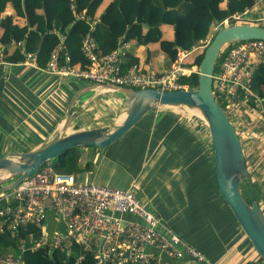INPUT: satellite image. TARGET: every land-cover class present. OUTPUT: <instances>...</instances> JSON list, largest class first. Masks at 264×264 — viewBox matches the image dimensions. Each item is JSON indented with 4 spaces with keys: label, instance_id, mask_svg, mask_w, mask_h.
<instances>
[{
    "label": "crops",
    "instance_id": "crops-1",
    "mask_svg": "<svg viewBox=\"0 0 264 264\" xmlns=\"http://www.w3.org/2000/svg\"><path fill=\"white\" fill-rule=\"evenodd\" d=\"M108 3L104 0L101 8ZM10 13L11 10L6 12ZM244 15L247 23L264 27V0H257ZM162 33L161 42H126L120 47L133 51L141 68L162 72L171 65L164 48L172 43L173 26L163 25ZM193 56V52L189 53L185 61H192ZM192 67L197 71V65ZM128 93V87L52 74L29 61L0 63V157L12 150L41 148L80 130L112 129L126 116ZM238 111L232 119H242L249 133L264 137V115L246 105ZM242 141L245 149L250 148L246 156L264 210V138L247 136ZM79 148L82 168L74 175L77 182L132 188L165 226L218 264H264L219 191L210 132L198 113L160 106L105 148ZM122 218L139 220L130 214H123ZM1 224L0 220V227ZM64 229L61 217L55 211H47L41 236H52ZM11 247L0 243L5 253H13ZM162 256L168 264H196L189 258L178 259L164 253Z\"/></svg>",
    "mask_w": 264,
    "mask_h": 264
},
{
    "label": "built area",
    "instance_id": "built-area-1",
    "mask_svg": "<svg viewBox=\"0 0 264 264\" xmlns=\"http://www.w3.org/2000/svg\"><path fill=\"white\" fill-rule=\"evenodd\" d=\"M72 7L75 9L74 4ZM247 11L248 9L245 12ZM244 13L234 14L217 27L242 21ZM78 16L85 17V13L81 12ZM87 19L91 20L90 17ZM98 46L90 33L85 35L82 52L88 63L86 68H81L80 63H71L67 52L61 61L64 46L59 43L43 69L52 74L70 75L92 83L132 89L189 88L181 83L180 78L194 72L192 66L185 65V58L191 52H179L175 62L166 70L158 72L141 68L137 64L123 68L121 49L101 54ZM25 61L38 67L32 52H26ZM7 62L0 48V63ZM262 62L264 40H243L223 48L213 72L215 98L219 104L221 102L225 105L223 109L240 137L264 138L262 134L249 133L242 125V119H232L234 115H238V109L242 105L253 107L264 115L263 99L252 88L255 71ZM198 71L197 66L196 72ZM48 162L14 188L0 192V230L8 229L12 236H17L19 230L29 223L43 227L47 211H55L63 220L65 229L54 232L52 236L47 233L40 235L39 238H34L31 234L30 240L22 239L18 242L17 253L0 252V264H25L24 252L28 248L36 250L49 246L53 250L69 253L73 242L91 252L96 264H168L162 253L178 259L189 258L196 264H218L193 243L165 226L161 218L144 205L132 188L77 182L74 175L57 172ZM123 214L134 215L139 220H124Z\"/></svg>",
    "mask_w": 264,
    "mask_h": 264
},
{
    "label": "trees",
    "instance_id": "trees-1",
    "mask_svg": "<svg viewBox=\"0 0 264 264\" xmlns=\"http://www.w3.org/2000/svg\"><path fill=\"white\" fill-rule=\"evenodd\" d=\"M103 1L0 0V25L3 27L0 48L4 57L9 62H24L26 52H32L37 65L45 68L53 51L61 43L64 46L61 61L67 52L71 63H80L79 67L86 68L88 60L82 52V40L90 33L98 42L99 53L107 54L121 49V63L123 68H127L138 65L139 58L133 51L123 50L120 44L161 42L162 27L169 24L174 29L171 45L164 48L169 64L177 60L179 52L187 51L193 52L194 56L185 65L199 67L208 44L203 45L217 33L210 37L215 27L236 13L243 14L247 9H252L257 0H109L102 9ZM8 10H11L10 14H6ZM81 12L85 13V17L78 16ZM99 12L96 23L94 20ZM247 20L244 15L242 21L232 23H247ZM196 44L198 47H195ZM198 78L199 73L194 71L182 76L180 81L195 89ZM252 88L264 102V62L255 71ZM220 105L225 108L223 103L220 102ZM48 163L53 170L71 175L79 173L82 168L78 148L65 150ZM253 186L259 201L260 191L255 181ZM242 191L251 202L253 194L247 179L242 183ZM41 232L42 226L34 223L21 228L17 236H12L8 229L0 230V243L5 247L12 246L17 253L20 240H28L30 234L39 238ZM50 251L49 246L36 250L28 248L24 252L25 264H96L93 254L77 242L71 244L69 253L59 249L52 254ZM0 252H4L2 248Z\"/></svg>",
    "mask_w": 264,
    "mask_h": 264
},
{
    "label": "water",
    "instance_id": "water-1",
    "mask_svg": "<svg viewBox=\"0 0 264 264\" xmlns=\"http://www.w3.org/2000/svg\"><path fill=\"white\" fill-rule=\"evenodd\" d=\"M145 26L148 24L145 23ZM249 39L264 40V27L234 23L219 29L204 50L198 71V87L195 89L128 88L126 116L120 123L114 124L112 129L99 127L80 130L35 150L7 152L0 157V170L7 171L12 181L1 185L0 192L14 188L65 150L85 145L105 148L125 136L146 113L160 106L197 108L207 124L214 147L215 175L219 191L243 232L264 260V210L254 190V180L247 165L239 132L213 93L212 76L223 48L230 43ZM245 179L252 190L251 202L242 191ZM53 252L51 249L50 253Z\"/></svg>",
    "mask_w": 264,
    "mask_h": 264
},
{
    "label": "rangeland",
    "instance_id": "rangeland-1",
    "mask_svg": "<svg viewBox=\"0 0 264 264\" xmlns=\"http://www.w3.org/2000/svg\"><path fill=\"white\" fill-rule=\"evenodd\" d=\"M219 27L220 26H218L217 28H215L214 30H213V33H212V35L210 36L211 38H212V36L217 32V30L219 29ZM177 108H185V107H179V106H177ZM200 115V114H199ZM201 116V115H200ZM204 120V119H203ZM241 138H244L243 136H241ZM244 145V144H243ZM80 148H78V151H80L79 150ZM244 151H245V155H247V153H249V151H250V148L248 147V148H246L245 149V147H244ZM246 160H247V165H248V168H249V171H250V173H251V168H250V164H249V159L247 158V156H246ZM10 181H12V179H11V177L9 176V173L7 172V171H4V170H0V184H4V183H6V182H10Z\"/></svg>",
    "mask_w": 264,
    "mask_h": 264
},
{
    "label": "bare ground",
    "instance_id": "bare-ground-1",
    "mask_svg": "<svg viewBox=\"0 0 264 264\" xmlns=\"http://www.w3.org/2000/svg\"><path fill=\"white\" fill-rule=\"evenodd\" d=\"M185 108H187V109H191V110H193L194 112H196V113H198V114H200L201 116H202V113L200 112V110L199 109H197V108H189V107H185Z\"/></svg>",
    "mask_w": 264,
    "mask_h": 264
}]
</instances>
